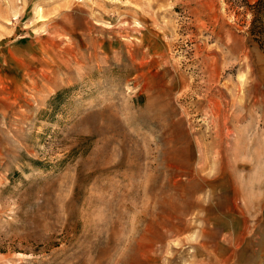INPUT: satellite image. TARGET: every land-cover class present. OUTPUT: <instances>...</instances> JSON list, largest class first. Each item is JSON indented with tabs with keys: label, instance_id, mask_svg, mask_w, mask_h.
Masks as SVG:
<instances>
[{
	"label": "rangeland",
	"instance_id": "rangeland-1",
	"mask_svg": "<svg viewBox=\"0 0 264 264\" xmlns=\"http://www.w3.org/2000/svg\"><path fill=\"white\" fill-rule=\"evenodd\" d=\"M0 264H264V0H0Z\"/></svg>",
	"mask_w": 264,
	"mask_h": 264
},
{
	"label": "trees",
	"instance_id": "trees-1",
	"mask_svg": "<svg viewBox=\"0 0 264 264\" xmlns=\"http://www.w3.org/2000/svg\"><path fill=\"white\" fill-rule=\"evenodd\" d=\"M261 1H263V0H261ZM58 97H60V95H58L57 98H58Z\"/></svg>",
	"mask_w": 264,
	"mask_h": 264
}]
</instances>
